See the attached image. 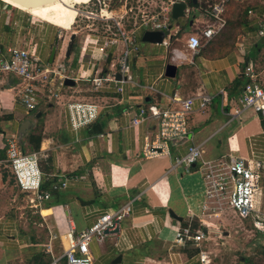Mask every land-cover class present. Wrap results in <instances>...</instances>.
<instances>
[{"label":"crops","instance_id":"1","mask_svg":"<svg viewBox=\"0 0 264 264\" xmlns=\"http://www.w3.org/2000/svg\"><path fill=\"white\" fill-rule=\"evenodd\" d=\"M10 5L13 8L8 10ZM199 7V4H188L185 14L177 19L169 15L166 42H144L137 53H132V78L136 84L152 86L150 91L129 84L122 96L112 85L96 91L94 96L67 95L60 93L53 84L52 89L58 96H44L43 93L45 107L40 108L38 101L35 110L26 112L19 100L20 80L12 74L0 73V192L12 186L10 178L14 181L10 168L2 161L6 159L4 146L10 135L17 134L18 146L24 153H37L43 172L55 174L57 181H66L64 187L54 189L48 180H43L41 189L48 191L49 197L35 208L30 207L31 201L28 202L30 208L48 221L51 237L44 243L35 238L41 236L40 229L35 228L33 241L20 244L10 221L5 222V228L0 225V261L3 258V264H25L26 260L28 263L32 256L43 252V245L47 246L44 252L51 254V258L60 256L68 245L66 231L70 225L75 231L83 230L101 213L126 203L130 210L119 221L118 229L101 240L90 241L91 264H192L197 248L175 242V231L186 223L190 211L194 213L193 226L201 225L207 231L200 247L205 245L211 250L206 243L210 240L217 243L218 236L231 234L227 227L230 222L224 221V211L215 217L201 214L204 184L197 165L171 168V164L174 157L184 153L191 144L201 145L203 158L229 153L246 157L253 149L264 160L261 114L247 108L233 115L234 99L238 94L229 97L225 90L239 74L243 76L247 64L256 60V46L264 44L256 30H250L241 35L238 45L221 53L218 51L223 44L218 40L205 42L203 39L198 51L193 53L186 45L187 38L199 33L208 21ZM24 9L47 23L29 16ZM57 21L44 11L26 8L15 0H0V44L34 49L44 63L54 37L50 24L60 27ZM168 63L175 66L174 76L164 74ZM76 69L90 71L88 60H80ZM74 81L75 84L68 87L76 91L91 87L86 80ZM200 92L212 94L213 99L205 109L195 107L192 111L189 119L192 133L171 142L170 154L144 156V137L154 133L155 123L146 120L132 125L130 115L145 102L165 103L167 96L173 93L190 96ZM216 98L218 101L214 102ZM72 101L96 104L99 107L96 118L76 129L71 127L67 103ZM126 108L130 115L123 113ZM247 110L245 119L241 120L240 116ZM38 111L42 115L40 120ZM29 133L41 135L37 150L31 149L27 139ZM262 183L264 211V177ZM22 198L27 201L26 194ZM170 211L181 219L172 216ZM245 221L254 230L250 221ZM205 223L211 227L207 228ZM155 245L163 246L166 251H155ZM189 247L196 251L191 256L185 251ZM54 249L59 250L57 255ZM59 264H64V260Z\"/></svg>","mask_w":264,"mask_h":264},{"label":"built area","instance_id":"2","mask_svg":"<svg viewBox=\"0 0 264 264\" xmlns=\"http://www.w3.org/2000/svg\"><path fill=\"white\" fill-rule=\"evenodd\" d=\"M172 2L167 7L168 16L166 15L162 21L152 19L145 21V29H162L167 36L166 31L170 29L168 17ZM222 11V1L213 4L211 10L207 11L208 21L200 28L199 33H192L188 36L186 45L193 53L198 51L202 39L207 42L223 27L225 19ZM119 31L121 35L125 34L121 29ZM132 32L130 31L129 36L125 34L124 39L131 37ZM256 34L262 38L264 44V17L257 25ZM97 36L93 37L92 41L87 38L82 48L90 57L93 56L94 51L106 55L109 47L114 46L115 39ZM163 41L166 42L164 39ZM132 53L133 49L126 45L118 55L116 63H108V57L98 58L97 64L88 60L90 71L76 69L74 73L60 74L59 84H63L65 77H71L74 80L81 79L90 82L95 91L112 85L114 91L120 96L125 94L129 84L137 85L144 90H153L152 86L136 84L132 78ZM48 72L50 69L42 65L34 49L0 44V73L12 74L20 80L19 100L26 112L36 109L40 94L39 86L45 83L44 78L47 77ZM116 73H119V79L115 77ZM243 75L249 81L243 85L234 99L233 115H238L244 109L250 108L264 116V82L258 78V73L252 63L244 67ZM44 96H58V93L47 87ZM212 99L213 95L207 92L190 96L173 93L167 96L165 103L153 100L139 105L131 115L128 108L124 109L123 113L131 116L132 125H139L146 120L154 121V133L144 137L142 148L144 156L152 157L160 153L170 154L169 144L171 142L191 134L189 119L192 111L195 107L205 109ZM67 109L69 123L74 129L92 122L99 111L96 104L81 101L68 102ZM4 148L6 159L2 161L10 168L15 185L27 195V202H32L29 204L30 207L39 206L41 201L49 197L48 191L41 189L43 180H48L54 189L66 185L65 180L57 181L55 174L43 172L37 153H24L18 146L16 136L10 135L6 138ZM202 153L200 144L188 145L186 151L176 155L171 164V168L178 165L185 167L197 165V171L204 184L201 214L215 217L226 210L225 208H230L239 219L249 220L255 231L264 233V212L256 207V202L261 196L264 160L259 158L253 149L246 157L229 153L215 158H203ZM129 210V203H126L112 211H105L80 231H75L70 225L66 231L67 248L62 255L53 256L48 264H59L61 259H64V264H91L90 241L92 239L101 240L108 233L115 232L119 221L128 214ZM193 216L194 213L190 211L186 223L176 229L175 242L182 246L192 245L197 248L193 263L198 261L200 264H209L211 251L205 246L200 247V242L206 238L207 231L201 225L193 226ZM209 224L205 223L207 228L211 227Z\"/></svg>","mask_w":264,"mask_h":264},{"label":"rangeland","instance_id":"3","mask_svg":"<svg viewBox=\"0 0 264 264\" xmlns=\"http://www.w3.org/2000/svg\"><path fill=\"white\" fill-rule=\"evenodd\" d=\"M171 1L174 0H92V2L89 0H60L59 2L68 7L69 11L64 10V7L59 8L58 6L54 8V11L50 3L31 7L32 10L36 8L44 11L48 16L58 20L57 23L60 25L59 27L50 24L51 28L53 27L54 37L50 42L48 57L43 59L44 63H42L44 67L50 69V72L44 78L46 80L45 83L39 86V107L42 109L45 107L46 104L42 95L47 87L53 88V84L60 93L94 96L97 92L93 90L92 86L79 88L80 90L76 91L72 87H66L64 84L60 85V74L74 73L80 60H91L97 64L98 58L108 57V63H116L118 55L126 45L133 49L134 54L137 53L139 45L144 44L141 41V34L145 30V21L150 19L162 21L167 15V7ZM219 1L223 2L222 16L225 19V24L214 38L217 40L218 38L224 39L230 45H238V42L242 41L241 35L245 34L246 31L256 30L259 21L263 19L264 0H198L199 10L205 14L203 16L207 17V11L211 10L213 4ZM12 8L10 5L8 10ZM23 11L29 16L47 23L46 20L31 14L29 11L25 9ZM119 29L124 31L127 36L130 35V31H133L131 37L124 39L123 36L125 34L121 35ZM97 35L99 37L104 36L105 39H115L114 46L112 48L109 47L106 55L99 51L93 53L91 58L85 53L83 55L82 48L86 39L90 38L91 40ZM72 36L73 38L71 39ZM56 40L57 47L54 55V58H56L49 62L51 47ZM174 42H177V40H174ZM67 48L70 49V54L65 56ZM66 62L67 64H65ZM252 66L258 73L260 81L264 82V45L258 50V55L256 60L252 62ZM52 71H54L53 74H51ZM79 82L84 83L82 81ZM216 101H218V98L214 102ZM248 111H245L240 116L241 120L245 119ZM211 112L215 113L213 109ZM224 120L225 118H223ZM236 121L238 120L236 119ZM16 139L18 142L17 134ZM10 184L12 186L5 189L2 193L0 192V225L5 228V222L10 221L20 244L27 243L30 239L33 241L35 228L40 229L41 236L35 238L44 243L46 239L51 237L50 227L47 226L48 221L43 220L39 212L34 211L33 208L28 206V202L23 200V194L15 186L13 178H10ZM262 184L261 182V196L259 201L256 202L257 209L261 211H263ZM225 209L223 215L226 219L224 221L228 220L230 222L227 227L230 229L231 234L223 233V235L218 236L219 238L215 239L217 243L214 240L206 243L211 248V261L209 264H250L246 260L247 257L264 264V235L251 230L248 222L240 220L232 209ZM54 241L53 246L55 244ZM41 247L43 252L47 248L45 245ZM155 249V251L160 253L163 250L166 251V248L160 245H155ZM185 251L186 255L190 256L195 252V248L189 247ZM54 252V255H57L59 250L54 249ZM4 262L3 258H1L0 264ZM25 262V264H29L27 260ZM195 263L197 262L192 264ZM16 264L18 263L16 262Z\"/></svg>","mask_w":264,"mask_h":264},{"label":"water","instance_id":"4","mask_svg":"<svg viewBox=\"0 0 264 264\" xmlns=\"http://www.w3.org/2000/svg\"><path fill=\"white\" fill-rule=\"evenodd\" d=\"M20 5L28 8V7H35L39 5H43L45 3L52 2L54 0H15ZM193 3H196L197 0H191ZM187 2L186 0H175L171 3L169 14L173 19H177L179 17H182L185 14V11L187 10ZM165 37V31L162 29H145L143 30L141 34V41L143 42H150V43H162L163 39ZM73 36L71 37V39ZM56 47H57V40L51 47L49 61L52 62L54 55L56 53ZM70 54V49L67 48L65 52V56H68ZM164 74L166 76H174L175 74V66L171 63L166 64ZM115 77L117 79L120 78L119 73H116ZM63 84L67 86H72L75 84L74 79L71 77H65L63 80ZM39 111L37 112V116L39 115ZM170 214L177 219H181L180 216L175 215L172 211H170ZM117 230V229H116ZM115 230V231H116Z\"/></svg>","mask_w":264,"mask_h":264},{"label":"trees","instance_id":"5","mask_svg":"<svg viewBox=\"0 0 264 264\" xmlns=\"http://www.w3.org/2000/svg\"><path fill=\"white\" fill-rule=\"evenodd\" d=\"M188 4L190 6H196L198 4V1L196 3H193L191 0H187ZM217 35V33H216ZM215 35V36H216ZM214 36V37H215ZM219 36V35H218ZM214 37H212L210 40H208L207 42H212V41H216L217 39H215ZM218 41L221 43V45L223 44V46H221V49L218 51L219 53L223 52L224 50H226V48L231 47L233 45H230L229 43H227L224 39H219ZM257 50H260V46L259 44L256 46ZM249 79L244 77V75L242 76V73L239 74L230 84L229 86H227L226 90V94L230 97V96H234L239 94L241 88L243 87V85L248 82ZM42 115H39L38 120H40ZM260 123L262 128L264 129V116L260 115ZM100 128V127H99ZM99 130V129H98ZM27 139L31 145V149L33 150H37L39 148L40 145V141H41V135L40 134H35V133H29L27 135ZM44 186L41 184V187ZM23 195L25 193L21 192ZM195 223V222H194ZM185 224V223H184ZM197 250V249H196ZM196 252V251H195ZM191 254V253H190ZM192 255V254H191ZM190 255V256H191ZM51 255L49 253L46 252H41L35 256H32L30 258L29 264H48L51 261ZM64 260V259H63ZM248 262H250L251 264H256L257 261L247 257L246 259Z\"/></svg>","mask_w":264,"mask_h":264},{"label":"bare ground","instance_id":"6","mask_svg":"<svg viewBox=\"0 0 264 264\" xmlns=\"http://www.w3.org/2000/svg\"><path fill=\"white\" fill-rule=\"evenodd\" d=\"M60 0H54V1H52V2H49L50 3V5L52 6V8L54 9V8H57V6L59 7V8H62V7H64L65 9L64 10H68L69 11V9H68V7H66L65 5H63L61 2H59ZM54 11H55V9H54ZM67 11V12H68ZM105 11V10H104ZM110 14V13H109Z\"/></svg>","mask_w":264,"mask_h":264},{"label":"flooded vegetation","instance_id":"7","mask_svg":"<svg viewBox=\"0 0 264 264\" xmlns=\"http://www.w3.org/2000/svg\"><path fill=\"white\" fill-rule=\"evenodd\" d=\"M89 1H91V2H92V0H89Z\"/></svg>","mask_w":264,"mask_h":264}]
</instances>
